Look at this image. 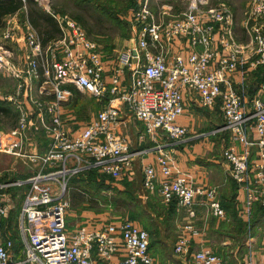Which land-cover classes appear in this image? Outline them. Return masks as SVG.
Wrapping results in <instances>:
<instances>
[{"label": "built area", "instance_id": "1", "mask_svg": "<svg viewBox=\"0 0 264 264\" xmlns=\"http://www.w3.org/2000/svg\"><path fill=\"white\" fill-rule=\"evenodd\" d=\"M22 1L26 8L28 0ZM33 1L55 19L60 36L44 44L28 20L21 36L10 24L0 35V71L16 81L3 99L19 113L16 126L0 129V154L25 157L36 167L27 178L0 185V190L24 187L12 228L10 213L16 207L0 192V264H158L149 231L132 219L87 217L72 229L67 222L71 177L95 170L119 181L133 174L132 139L116 133L126 114L146 129L137 136L139 145L147 135L157 142L156 162L142 167L144 193H156L164 204L176 202L185 211L187 221L173 246L176 264H225L211 248L192 251L191 238L201 234L196 207L210 208L219 219L227 213L216 187L198 184L179 166L175 153L189 129L178 118L193 101L220 110L224 126L212 133H229L223 156L244 196L242 215L252 219L254 207L264 206V80L251 97L248 83L264 66V0L248 6L247 43L236 39L229 4L189 0L184 11L175 12L171 2L155 10L151 0H139L125 15L131 44L111 60L75 18L54 10L50 0ZM18 36L26 47L19 56L12 46ZM71 86L102 107L78 130L67 119L73 115L65 116ZM30 129L49 138L46 152L29 153ZM245 264H253L251 256Z\"/></svg>", "mask_w": 264, "mask_h": 264}, {"label": "crops", "instance_id": "2", "mask_svg": "<svg viewBox=\"0 0 264 264\" xmlns=\"http://www.w3.org/2000/svg\"><path fill=\"white\" fill-rule=\"evenodd\" d=\"M220 3H216V5ZM223 3L228 4L225 1H223ZM249 4L250 3L248 1L245 5L246 8L243 12L242 20L240 21V27L243 30V35L246 37V39L244 40L239 38L238 31L236 30L237 33L235 31L236 39L240 43H247L249 41V36L246 33L244 26L245 21L247 20L246 12L248 10ZM38 6L42 7V5H38ZM174 7L176 8L175 4ZM230 7L233 10L232 6ZM43 8L46 10L45 7ZM22 12L25 14L24 18L22 17L23 16ZM120 18L125 24H127L125 16L123 17L120 16ZM26 20H28L31 23V21L27 16V5L26 8H23L21 11L5 16L4 24L2 27H0V35L3 27L6 24H10V26L16 30L17 34L21 36L23 33V24ZM236 20L237 17L235 15V25L237 24ZM77 21L80 24H82V26L86 29L90 37L91 30H89V28H86L85 26L86 24L84 23V20L79 19ZM32 26L37 30V28L33 24ZM19 36L16 38L17 39L16 42H12V46L14 47L16 54L18 56L21 55L26 50L25 44L23 42V38L22 37L19 38ZM40 36L43 37V35L41 34ZM120 38L123 40L118 45H116V41H112L110 37H107L106 39L103 40H95V41H97L100 44L101 50L105 55L106 54L115 55L120 53L123 49H125L127 46L131 44L129 31L127 32L126 35H124L121 31ZM108 43L111 44L112 47L111 50H108ZM0 74L1 76L9 79V84H6L7 87L5 88L8 90L6 94L12 93L15 90L16 81L8 77L4 71H0ZM263 80H264V66L250 76V80L248 83L250 87L249 88L250 92H248L250 97L255 96L257 93H259L258 88H256V86L258 82H261ZM71 89L73 91V95L67 105L71 104L73 106L75 99V92L79 90L73 86H71ZM6 94H4L3 96L0 95V106H4L8 108L9 112H11V110L16 111L17 114L16 122L9 127V129H11L14 126H16L19 119V113L18 110L16 109V106L3 99V97ZM96 106H97L96 107L97 110H94L93 115L91 116L89 115L88 117L89 119L83 118L85 122L79 120L81 118L80 114H78L77 117L74 115L73 117H67L66 116L67 113H65V116L69 121H75L74 128H76L75 130H78L84 127L92 118L97 116L99 110L102 107L101 105L99 106L98 103L96 104ZM194 107L201 108L196 101L195 102L193 101L190 104L189 108L187 109L186 114L178 118V123L186 126L189 129V133L187 137L181 143H179L175 153V158L179 166L185 171L190 172L198 184L200 183V184L216 187L219 200L221 202L222 207L226 210L227 216L224 219H219L208 210L210 208L200 205L197 206L196 209L198 211V215L195 219V226L200 230L201 234L200 236H195L191 238L192 251H197L201 248H211L224 259L225 264H245V261L249 259L250 256L253 259V264H264V234H260L262 235V237L259 239L257 238V234L260 232V230L264 229V227H262L263 226L262 221L264 220V218L261 219L260 222L259 221L255 222L254 221L255 214L253 215V218L250 220L246 219L242 215L241 211L243 209L244 196L243 193L239 190L238 184L231 178L230 166L225 161L223 156L224 146L229 139V133L227 131H222V132L220 131L214 135L212 133L213 131L212 132L208 131L207 133L197 132L196 127H198L201 124L204 118L202 117L201 114L194 112L195 110ZM207 110L209 111V109H206L205 111ZM0 114L2 117L8 115L6 111L4 112L2 111ZM84 117L86 118L87 116ZM132 119L134 121H132ZM122 120L123 121L118 126L116 133L119 135H127L129 138H131L133 145L132 150L137 152L136 156L134 157V165L132 168V173L134 174L131 175L130 173H126V176L124 177L125 180L128 179L130 181L133 178L132 176H134L137 172H139L140 174V171H142V167L144 164L148 162L149 163L156 162L158 151L155 150L154 147L156 146L157 142L153 141L150 136H146V140L139 145L137 141L130 136L129 130L133 129V126L131 127L132 122L133 123L135 122L136 126L137 123H139L141 127H142V123L132 118L129 114L124 115ZM222 126H224V122L221 124H216L214 130H217ZM1 130H5V129H1ZM132 132H134V130H132ZM139 133H141L140 129H138L137 131V134ZM28 137L29 139L26 141L27 142L26 147L29 153L41 154L46 152L48 148L49 138L46 137L45 134L43 133L37 134L31 130L29 131ZM218 140H221L220 141L221 144L217 142ZM165 142L167 141L162 140V143ZM35 168L36 167L32 163H30L25 157H16L13 155L2 153L0 154V185L8 184L15 179L27 178L29 175H31L34 172ZM15 189H17V187L5 186V188L0 190V192L2 194H5L6 197L11 198L14 203ZM145 198L147 199L145 209L148 210L154 209L153 205L151 206L152 199L154 198L158 199L159 200L158 203L161 205V208H157V209H172L171 205L169 206L167 204H164L160 196L157 195L156 193H152V194L146 193ZM173 209H175V215L173 221L176 220L175 224L177 225V234H178L181 229L180 227L184 224V222L187 221V217L185 211L181 210L183 208L175 206ZM254 209H256V207H254ZM213 218L215 219V221L213 220ZM75 221L76 220H73L70 223L74 226V223H76ZM86 221H87V217H85L84 214H81L80 223H85ZM78 224L79 223L75 225ZM158 224L160 225V223ZM174 241L170 239L169 234H166L165 232L161 233L162 243L160 245H163V247L169 245L171 246L173 251ZM159 251L160 249H158L157 251L151 250V252L156 257L157 263L165 264L167 261L161 262V260L159 259L160 257ZM171 253H172V257L174 258V252ZM174 260L176 261V259Z\"/></svg>", "mask_w": 264, "mask_h": 264}, {"label": "rangeland", "instance_id": "3", "mask_svg": "<svg viewBox=\"0 0 264 264\" xmlns=\"http://www.w3.org/2000/svg\"><path fill=\"white\" fill-rule=\"evenodd\" d=\"M80 1L81 2L77 3L75 0H50V3H51V7L54 10L61 13L69 14L72 17L78 16L81 18V20H84V23L86 24L85 25L86 28H89V30H91L90 37L92 39L103 40L106 39L107 37H110L111 40L116 41V45H118L123 40L120 38V34H121L120 28L110 21V19L103 11V8H106L110 12L117 14L119 19L122 21L120 16L123 17L125 15H128L130 11L136 9L138 7L139 0H80ZM157 1L159 2L157 3ZM223 1L227 2L230 6H232L235 15L237 17L236 20L237 24L235 25V31L236 30L238 31L239 38L245 40L246 37L243 35V30L240 27V21L242 20L243 12L246 8L245 6L246 3L248 1L250 3L251 0H209V4L216 5V3H220ZM150 2L153 8H155V10L158 9V4L161 5L163 3L171 2L176 6L177 11L175 10V12H178V11H184L187 8L189 0H151ZM36 4L38 3L36 2ZM40 9L44 11L46 14L48 13L43 8V6L40 7ZM48 15L50 14L48 13ZM27 16L29 18L28 13ZM126 27L127 30L129 31L128 24L126 25ZM59 36H60V32L56 37L52 39L53 40L57 39L59 38ZM118 54L115 55L106 54L105 56L107 60H111L117 57ZM6 84H9V79L1 76L0 74V95L2 96L6 94L8 91L7 89H5L7 87ZM97 103L100 106L99 102L94 97L90 96L89 94L77 91L75 93V99L73 103L74 105L72 106L70 104L65 108L67 113L66 115L67 116L74 115L77 117V115L80 114L81 118L79 120L84 121V119H89L88 118L89 115L90 116L93 115L94 110H97L96 108ZM194 109H195L194 112L201 114L202 117L204 118L201 124L198 127H196L197 132L199 133H205V132L207 133L208 131L212 132L216 124H221L224 122L219 109H215L213 111L209 110L211 112H209L208 110L205 111L206 109H202L199 107H194ZM2 111L3 110L0 108V113ZM7 114L8 115H6L5 117H2L0 114L1 129L8 130L9 127L13 125L17 120L16 111L11 110V112L8 111ZM84 116L87 117L85 118ZM132 121L134 120L132 119ZM132 126H133L132 130H134V132H132V130H129V134L135 140L137 139L138 136L137 134L138 129H140L141 132H145L146 134V129L143 125L141 127L139 123H137L138 126L137 128L135 122L134 123L132 122L131 127ZM220 141L221 140H218L217 142L221 144ZM85 175L86 174H84L83 177H78L76 182L73 181L72 183L71 180L75 176L71 177V180L69 182L67 198L69 199L70 202V208L67 214V222L69 224L70 229H72L73 226L70 222H72L73 220H76L75 221L76 223H74V225L80 223L81 214H84L85 217L94 218L95 221H99V222H107V221L115 220L119 217H125L132 219L140 226L148 230L149 233H150V229H148L145 224L160 223V225L158 226L160 227L159 232L161 233L165 232L166 234H169L170 239H172V241L175 240L176 238L175 236H177V225L175 224L176 220L173 221L171 218L168 217L166 213L164 214L163 212L166 211L165 209H158L159 211H155L154 209L148 210L144 208L147 199L145 198V193H144L145 191L141 183L142 171H140V174L139 172H137L134 176H132L133 178L130 180L132 183L131 187H126L121 184V182L125 180V178L119 181H114L105 176L98 177L97 183L98 182L105 183L104 187H99V185L90 182L88 178H86L87 176ZM116 187L120 188L119 189L120 191L116 189ZM23 190L24 187H19L15 189L14 204L16 208L11 210L10 213L11 228L12 225L16 226L17 223L16 215L22 210ZM126 192H131L135 198L134 199L130 198V196H128ZM153 201L157 203L159 202V200L156 198H154ZM143 208H144V213H140L139 212L140 209ZM133 212L139 213L138 218L132 217ZM213 220L215 221L214 218ZM262 224H263L262 227H264V220L262 221ZM15 234H16L15 245L17 249H20L21 241L18 236V232L15 231ZM260 234H264V229L260 230V232L257 234L258 239L262 237V235ZM159 249H160L159 259L161 260V262L167 261L166 262L167 264H175L176 261L174 260L175 258L172 257L171 252L173 251L171 246L167 245L166 247H163V245H159ZM19 258L22 257L20 256Z\"/></svg>", "mask_w": 264, "mask_h": 264}, {"label": "trees", "instance_id": "4", "mask_svg": "<svg viewBox=\"0 0 264 264\" xmlns=\"http://www.w3.org/2000/svg\"><path fill=\"white\" fill-rule=\"evenodd\" d=\"M77 3L81 2L80 0H75ZM24 3L22 0H0V27L3 26L4 24V18L6 15H10V14H14L17 13L19 11H21L24 8ZM27 12L29 14V20L31 21V23L37 28V30L39 31V33L41 35H43L42 39H43V43L45 44L47 41H50L52 38L56 37L59 33V27L56 24V22L54 21L55 19L53 17H51L50 15H48V13L46 14L44 11H42L40 9V7H38V5L33 1V0H28L27 1ZM103 11L105 12V14L107 15V17L110 19V21H112L116 26H118L122 33L124 35L127 34L128 30L127 27L123 21H121L119 19V17L117 16V14L110 12L109 10H107L106 8H103ZM23 13V12H22ZM23 18L25 17V14L23 13ZM76 20L81 19L80 17L76 16L74 17ZM110 41V40H108ZM111 44L108 43V50H111ZM77 92V91H76ZM75 92V93H76ZM0 108L3 111H6V113H8L9 109L4 107V106H0ZM84 174H80L75 176L72 180L71 183L73 181L76 182V180L78 179V177H83ZM87 176L86 178H88V180L92 183H95L96 185H99V187H104L105 183L104 182H98V177L100 175H98L96 173L95 170H90L86 173ZM82 179V178H80ZM100 183V184H99ZM122 185L126 186V187H131V181L128 180H123L121 182ZM116 189H120L118 187H116ZM120 191V190H119ZM122 192V191H121ZM124 194V192H123ZM126 194H128V196H130V198L134 199L135 197L133 196V194L131 192H126ZM156 204V205H155ZM153 205V208L155 211H159L157 208H161V205L157 202H151V206ZM171 205L172 209H165L166 211H164L163 213L167 214L169 218H171L172 220H174V215H175V209H173L176 205V202H173L171 204H169V206ZM256 209H254V221L258 222L261 219L264 218V208L263 206L260 205H256L255 206ZM145 208V207H144ZM144 208L140 209V213H144ZM139 213H132V217L133 218H138ZM143 220V219H141ZM147 226L148 229H150V236H151V244H150V249L157 251L159 249V245L162 243L161 242V232L160 231V227L159 224L157 223H151V224H145Z\"/></svg>", "mask_w": 264, "mask_h": 264}]
</instances>
